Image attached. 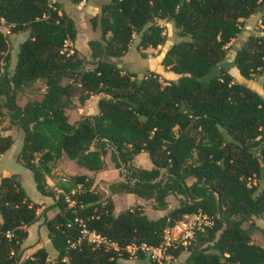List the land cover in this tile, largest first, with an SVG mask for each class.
<instances>
[{
	"label": "trees",
	"instance_id": "1",
	"mask_svg": "<svg viewBox=\"0 0 264 264\" xmlns=\"http://www.w3.org/2000/svg\"><path fill=\"white\" fill-rule=\"evenodd\" d=\"M257 11L262 33L251 34L232 60L246 79L264 74V0H109L89 18L99 30L87 42L89 68L75 48L67 50L76 30L57 1L0 0L10 32L26 33L11 61L0 30V97L9 123L22 130L17 161L53 200L40 215L55 252L49 259L38 246L22 258L40 204L12 173L0 177V264H132L118 260L128 258L126 245L157 246L166 226L197 210L213 216V224L173 251L175 257L187 251L180 264H264V248L250 237L252 217L264 214V184L250 183L264 168V97L220 66L227 44ZM158 19L171 22L181 38L162 55L164 69L178 75L165 83L152 70L138 76L111 59L128 50L134 35L141 48L161 44ZM38 79L45 85L41 98L19 105L16 90ZM74 94L79 104L97 95L96 112L69 121L65 109L76 106ZM12 142L0 134V154ZM141 152L149 167L133 163ZM63 154L89 171L102 169L109 154L121 176L108 183L109 192L132 193L159 210L168 195H178V204L156 218L137 206L113 214L112 200L101 199L85 173L49 186L51 162ZM46 209L57 211L48 218ZM82 228L117 248L88 241Z\"/></svg>",
	"mask_w": 264,
	"mask_h": 264
},
{
	"label": "rangeland",
	"instance_id": "2",
	"mask_svg": "<svg viewBox=\"0 0 264 264\" xmlns=\"http://www.w3.org/2000/svg\"><path fill=\"white\" fill-rule=\"evenodd\" d=\"M56 1L60 4V8H62V10L72 18L76 30L75 40L67 41L66 47L68 49L75 48L77 50L78 56L82 57L85 60V68L91 67L92 59L90 57V49L87 42L90 39H98L99 30H93L91 28L89 18L99 11L100 5L108 2L109 0H80L76 3L71 0ZM261 16L262 11H257L244 19L240 33L232 38L231 41L227 44L225 56L220 66L225 68V70H227L233 76V79L235 81L244 83L245 85L259 92L264 97V91L261 88L264 74H254L251 78L246 79L238 73V70L236 69L232 61L237 48L245 44L251 34L262 33V25L260 22ZM156 21L163 27L162 33H164V41L161 44H158L156 47L147 46L145 48H141L138 45V36L134 35L132 41L130 42L128 50L121 57L111 59L116 64H119L122 69L133 71L137 73L138 76L142 75V73H144L146 70H152L158 75L159 80L162 83H165L169 80H175L178 75L170 70L164 69L160 62L162 55L173 42L178 41L181 38L176 34V30L171 22L163 19H158ZM6 35L8 42V51L10 54V59L12 60V58H14V53L16 52L18 43L26 38V33L19 32L15 34L13 32H10ZM247 43L249 44V41H247ZM9 70H11V67H9ZM68 80H70V78L65 77L63 79V82H66ZM44 89L45 85L42 79L27 83L16 90L15 100L19 105H23L27 100L39 99L41 98ZM72 98L77 102L76 94H74ZM77 107L74 106L72 108L65 109L68 115V119L71 122L78 119L82 115H89L93 112H96V104H94L93 98L90 99V101H86V103L81 106L80 111L77 109ZM0 112L2 113L0 130L2 132L10 131V134L13 135L12 144L4 152L3 158L0 159V175L2 173L10 174L11 171L16 172L28 196L32 200L40 204V207L37 209V214H39L38 218L34 223L30 225L29 237L26 238L21 245V247L23 248L22 258L30 255L36 247L44 246L48 250L49 259H52L54 258L55 252L46 236V229L40 213L43 208L49 205L53 200L51 197L44 196L39 191H37L31 171L17 161L16 155L22 145V130L19 129L16 124L9 123L7 113L8 110L2 104L1 97ZM104 160L105 166L102 169L98 171H89L79 166L74 160L68 159L63 154L61 157L51 162L52 176L47 177L46 181L49 186H53L55 180L61 178L68 179L73 174L85 173L87 176L92 177L93 179L91 189L98 192L101 196V199L110 198L112 200L113 214H117L118 212L123 211L127 208L137 206L148 217L156 218L168 213L173 207L177 206L179 197L178 195H168L167 207L165 209L159 210L151 206V200L143 199L132 193L109 192L107 188L108 183L113 180L121 179V176L118 174V170L110 161L109 154L105 155ZM133 163L135 165L143 167H149L151 165L149 158L147 157L145 152H141L136 155L133 159ZM190 181L191 178H188L187 182ZM250 183H255L257 187H261L264 184V168L261 170L259 179L255 180L253 178L250 180ZM56 211V209H46L45 214L49 218L53 216ZM252 221L256 227H253L250 230L251 241L264 248V234L262 233V230H264V214L253 216ZM242 226L247 227L248 223L244 221L242 223ZM186 255L187 251L185 249L181 250L176 256L175 262H171L170 264L182 263ZM118 260L121 262L132 261L134 262V264H155L153 261L148 259L146 255L138 253L134 254V256L132 257L128 256L127 259L119 257Z\"/></svg>",
	"mask_w": 264,
	"mask_h": 264
},
{
	"label": "built area",
	"instance_id": "3",
	"mask_svg": "<svg viewBox=\"0 0 264 264\" xmlns=\"http://www.w3.org/2000/svg\"><path fill=\"white\" fill-rule=\"evenodd\" d=\"M55 1L56 0H47L50 6ZM11 25L12 23L7 22L3 16H0V30L5 35L10 33ZM67 50L71 52V49L67 48ZM212 224L213 216L201 210H197L193 213H184L172 225H168L163 229L162 241L159 245L152 246L142 242L138 245H126L125 249L130 257L134 256V254L139 251L156 264H169L176 260V257L173 256V251L175 249L180 246L186 247L194 238L196 232L203 231ZM81 232L90 242L95 244L102 242L107 246L111 245L114 248H117L115 243L108 242L105 238L94 231H88L87 229L82 228Z\"/></svg>",
	"mask_w": 264,
	"mask_h": 264
},
{
	"label": "crops",
	"instance_id": "4",
	"mask_svg": "<svg viewBox=\"0 0 264 264\" xmlns=\"http://www.w3.org/2000/svg\"><path fill=\"white\" fill-rule=\"evenodd\" d=\"M85 1H86V0H85ZM88 1H90V0H88ZM97 10H98V8H97ZM96 12H97V11H96ZM11 61H13V58H12ZM118 65H119V64H118ZM92 98H93L94 104H96L97 95H91V96L89 97V99L85 100L82 104H79L78 102H76V106H75V107L78 106L77 109L80 111V110H81V106H83V105L86 103V101H90V99H92ZM93 113H95V112H93ZM69 121H70V120H69ZM0 134H2V135H7V134L11 135V134H10V131H4V132H2L1 130H0ZM18 135H19V133H18ZM18 135H16V136H18ZM11 136L13 137V135H11ZM3 154H4V152L0 154V159L3 158ZM137 155H138V154H137ZM12 173H15V174H16V172H14V171H11L10 174H12ZM10 174L2 173V174L0 175V177H1V176H4V175H10ZM27 230H28V237H29L30 226L27 228ZM28 237H27V238H28ZM129 263L134 264V262H132V261L129 262Z\"/></svg>",
	"mask_w": 264,
	"mask_h": 264
}]
</instances>
